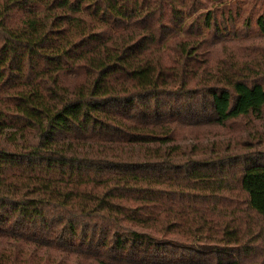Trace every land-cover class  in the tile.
I'll return each mask as SVG.
<instances>
[{
	"label": "trees",
	"instance_id": "obj_1",
	"mask_svg": "<svg viewBox=\"0 0 264 264\" xmlns=\"http://www.w3.org/2000/svg\"><path fill=\"white\" fill-rule=\"evenodd\" d=\"M240 17L0 0V264H264V14Z\"/></svg>",
	"mask_w": 264,
	"mask_h": 264
},
{
	"label": "rangeland",
	"instance_id": "obj_2",
	"mask_svg": "<svg viewBox=\"0 0 264 264\" xmlns=\"http://www.w3.org/2000/svg\"><path fill=\"white\" fill-rule=\"evenodd\" d=\"M227 3H229V7L232 10H236L238 8L239 11L241 12V17L236 22L237 23L236 27L241 25L242 21H244V19L247 17H249L253 21V25L255 26L256 19L261 14H264V0H227ZM205 246L208 245H205L204 243L201 242H196L195 244V248L197 249H204L206 248ZM221 248L227 251L232 250L231 248L226 246H223ZM103 263L107 264L106 262Z\"/></svg>",
	"mask_w": 264,
	"mask_h": 264
}]
</instances>
